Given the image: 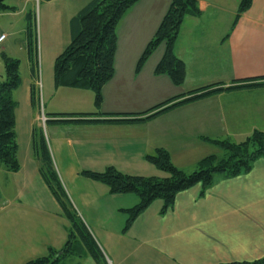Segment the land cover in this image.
Returning a JSON list of instances; mask_svg holds the SVG:
<instances>
[{
    "label": "crops",
    "instance_id": "0c3cea01",
    "mask_svg": "<svg viewBox=\"0 0 264 264\" xmlns=\"http://www.w3.org/2000/svg\"><path fill=\"white\" fill-rule=\"evenodd\" d=\"M31 1L25 0V19ZM90 1L67 0L69 37L58 41L60 49L71 42V19ZM171 2L139 0L125 13L120 23H126L133 37H118L114 76L102 89L100 106L92 90L57 85L49 68L42 70L40 83L27 43L29 73L21 75L14 92L20 169L11 172L0 165V264H26L49 248L61 249L68 239L70 223L34 155L33 132L40 126L65 190L109 264H226L264 257V156L247 173L218 175L206 190L196 184L178 193L166 211L163 200L153 201L127 229L128 210L138 204V196L113 194L106 183L82 174L115 167L128 174L163 176L151 162L146 165L147 156L159 148L185 172L209 155L223 157L224 149L212 140L241 143L256 131L264 132V86L225 90L146 122L80 123L73 120L82 116L57 115L135 118L170 98L210 85L233 87L239 80L264 77V0H253L239 17L241 0H199L201 13L184 18L174 47L186 65L182 85L156 73L166 42L139 67ZM20 13L17 7L0 16ZM39 83L42 110L40 103L35 107L32 102L33 85L38 91ZM65 264L97 263L85 254L71 256Z\"/></svg>",
    "mask_w": 264,
    "mask_h": 264
},
{
    "label": "trees",
    "instance_id": "16d2710c",
    "mask_svg": "<svg viewBox=\"0 0 264 264\" xmlns=\"http://www.w3.org/2000/svg\"><path fill=\"white\" fill-rule=\"evenodd\" d=\"M138 1L91 0L71 19V42L58 55L54 64L57 85L92 90L95 93L96 105L100 106L103 103L102 89L113 78L115 71L117 28L125 13ZM252 2L253 0H241L237 17L246 12L252 6ZM16 10L17 7L7 4V0H0V12ZM200 13L199 0H172L159 28L147 44L138 66L144 65L158 46L162 42H166V52L156 67V73L168 74L174 84L182 85L186 80V65L182 59L176 56L174 47L184 18L188 15L197 16ZM34 19L33 11L29 10L26 16L28 23L27 43L32 70L35 75L38 39L33 34ZM2 59L5 77L0 82V165L8 171L16 172L20 169V162L15 117L17 102L14 98V92L21 85L22 77L20 62L17 58L3 52ZM236 82L238 85L233 87L215 84L170 98L147 111L135 114V118L127 117L131 114L109 113H98L97 115L104 116L102 119L92 118L95 116L92 113L57 115L82 116L83 119L73 120L80 123L146 122L179 106L213 96L225 90L264 86V77ZM32 102L35 107L39 105V96L35 85L32 88ZM212 141L224 149L225 155L223 157L209 155L203 158L191 173L178 168L172 161L169 152L159 148L154 154L148 155L147 159L164 173L163 176L128 174L115 167H108L102 172L84 170L82 174L93 180L106 183L113 194H135L138 196V204L128 210L127 229L153 201L163 200V211H166L173 206L178 193L196 184H202L203 189L206 190L215 183L218 175L233 177L247 173L252 169L255 161L264 156V132L261 131H256L241 143L227 139ZM33 150L39 163L40 173L59 202L70 225L68 239L61 249L49 248L46 255L32 259L26 264H65L69 257H81L85 254L90 255L97 264H109L103 250L79 216L65 190L42 126L34 129ZM226 264H264V257L254 261Z\"/></svg>",
    "mask_w": 264,
    "mask_h": 264
},
{
    "label": "rangeland",
    "instance_id": "374dc122",
    "mask_svg": "<svg viewBox=\"0 0 264 264\" xmlns=\"http://www.w3.org/2000/svg\"><path fill=\"white\" fill-rule=\"evenodd\" d=\"M7 4L18 7L21 13L15 16H0V35L3 32H5L7 35L6 41L0 45V82L5 77V68L2 59L3 52L19 60L21 75L24 76L25 74L29 73L27 41L26 39H24V37H27L25 29L26 19L24 12V8L27 5L25 3V0H7ZM67 5V0H32L30 2L29 8L35 15L34 20L36 23H34L33 34L34 37L36 35L38 39L35 66L40 83H42V70L44 71L46 68H49L50 72L53 73L56 60L55 56L63 52L62 48L64 47L60 49V46L57 45L58 41L63 37H69V30L66 26L67 10L65 6ZM126 31V23H120L117 29L118 37H133V34H130L129 31ZM40 83L38 84V96L42 110L44 97L42 93V86L40 85ZM178 163L183 165V163L181 162ZM148 164H150V162L147 161L146 165ZM153 167L158 172L157 174H162V171L158 169V167ZM194 170L195 169H192L187 173H191Z\"/></svg>",
    "mask_w": 264,
    "mask_h": 264
},
{
    "label": "built area",
    "instance_id": "2783aa9c",
    "mask_svg": "<svg viewBox=\"0 0 264 264\" xmlns=\"http://www.w3.org/2000/svg\"><path fill=\"white\" fill-rule=\"evenodd\" d=\"M6 36L7 35H5V34L0 35V45L4 42V40L6 39ZM42 120L45 123L46 118L43 116Z\"/></svg>",
    "mask_w": 264,
    "mask_h": 264
}]
</instances>
